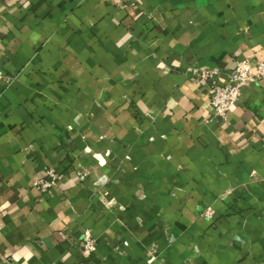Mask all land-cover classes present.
Masks as SVG:
<instances>
[{
  "label": "crops",
  "instance_id": "obj_1",
  "mask_svg": "<svg viewBox=\"0 0 264 264\" xmlns=\"http://www.w3.org/2000/svg\"><path fill=\"white\" fill-rule=\"evenodd\" d=\"M241 60L264 0H0V264H264V80L194 74Z\"/></svg>",
  "mask_w": 264,
  "mask_h": 264
},
{
  "label": "built area",
  "instance_id": "obj_2",
  "mask_svg": "<svg viewBox=\"0 0 264 264\" xmlns=\"http://www.w3.org/2000/svg\"><path fill=\"white\" fill-rule=\"evenodd\" d=\"M194 74L201 86L208 89L210 104L217 117L227 119L232 109L241 101L244 91L252 85H258L264 80V61L253 66L249 60L239 61L232 73L229 81L223 83L218 80L220 71L216 69L202 70L196 69ZM8 82V76L0 69V82ZM60 182V173L54 167H50L38 183L41 193L52 191ZM2 213L0 212V217ZM208 218H211L208 216ZM83 252L87 257L92 256L97 251V241L91 231H86L83 237Z\"/></svg>",
  "mask_w": 264,
  "mask_h": 264
},
{
  "label": "rangeland",
  "instance_id": "obj_3",
  "mask_svg": "<svg viewBox=\"0 0 264 264\" xmlns=\"http://www.w3.org/2000/svg\"><path fill=\"white\" fill-rule=\"evenodd\" d=\"M105 197L108 196V193H105L104 194ZM115 206L117 203H114ZM111 205V204H110ZM118 205V204H117ZM119 206V205H118ZM121 211H124L125 210V207H120ZM208 220H213L215 217H216V210L212 207V206H209L207 209L204 210V214H203ZM208 216H210L211 218H208Z\"/></svg>",
  "mask_w": 264,
  "mask_h": 264
}]
</instances>
